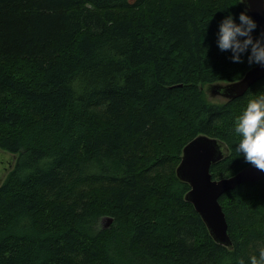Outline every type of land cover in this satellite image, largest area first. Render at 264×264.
I'll return each mask as SVG.
<instances>
[{"label":"trees","instance_id":"1","mask_svg":"<svg viewBox=\"0 0 264 264\" xmlns=\"http://www.w3.org/2000/svg\"><path fill=\"white\" fill-rule=\"evenodd\" d=\"M243 10L239 0H0V150L16 156L0 184V264H248L258 254L264 178L219 198L224 246L176 175L200 135L225 151L212 179L249 165L234 122L264 77L223 103L204 93L256 65L250 50L235 63L217 46L220 22L239 23Z\"/></svg>","mask_w":264,"mask_h":264},{"label":"water","instance_id":"2","mask_svg":"<svg viewBox=\"0 0 264 264\" xmlns=\"http://www.w3.org/2000/svg\"><path fill=\"white\" fill-rule=\"evenodd\" d=\"M262 4H264V0H250L247 12L255 21L260 34H264V7ZM242 5L245 8V4ZM263 77L264 66L256 64L241 79L225 86L213 87L212 94L217 93L229 100L234 99L243 95ZM222 158V147L217 140L205 135L197 136L183 148L176 175L189 185L190 190L186 199L201 217L209 235L216 243L230 246L227 222L219 204V198L240 184L263 179L264 172L249 164L229 178L212 179L210 168Z\"/></svg>","mask_w":264,"mask_h":264},{"label":"clouds","instance_id":"3","mask_svg":"<svg viewBox=\"0 0 264 264\" xmlns=\"http://www.w3.org/2000/svg\"><path fill=\"white\" fill-rule=\"evenodd\" d=\"M249 2L239 0L240 4H245L238 17L239 23L234 22L231 15L220 22L217 46L221 51H230L235 63H242V54L250 50L247 57L249 65L264 66V34L253 39L252 32L257 25L246 14ZM234 133L239 136L236 147L239 156L243 155L246 163L264 172V92L248 100L242 113L235 119ZM238 264H245V260L241 258ZM248 264H264V247L259 248L258 254L249 257Z\"/></svg>","mask_w":264,"mask_h":264},{"label":"rangeland","instance_id":"4","mask_svg":"<svg viewBox=\"0 0 264 264\" xmlns=\"http://www.w3.org/2000/svg\"><path fill=\"white\" fill-rule=\"evenodd\" d=\"M226 84L224 83H215L211 85H206L204 87V93L205 96L207 97L208 101L212 103H223L224 101H227L228 99L223 97L220 94H212V89L215 86H224ZM223 153L225 152L224 149H222ZM16 156L9 154L7 152H4L0 150V184L3 182L5 179L7 173L11 170V168L14 165Z\"/></svg>","mask_w":264,"mask_h":264},{"label":"bare ground","instance_id":"5","mask_svg":"<svg viewBox=\"0 0 264 264\" xmlns=\"http://www.w3.org/2000/svg\"><path fill=\"white\" fill-rule=\"evenodd\" d=\"M253 67H254V66H253ZM250 69H251V68H250ZM250 69H249V70H250ZM246 72H247V71H246ZM234 82H235V81H234ZM231 83H232V82H231ZM228 84H229V83H228ZM224 86H225V85H224ZM228 100H229V99H228ZM207 137H208V136H207ZM195 138H196V137H195ZM210 138H211V137H210ZM213 139H214V138H213ZM192 140H193V139H192ZM192 140H191V141H192ZM215 140H216V139H215ZM188 143H189V142H188ZM188 143H187V144H188ZM187 144H186V145H187ZM221 147H222V146H221ZM230 177H231V176H230ZM226 178H229V177H226ZM255 181H259V180H255ZM255 181H252V182H255ZM188 192H189V191H188ZM188 192H187V193H188ZM186 195H187V194H186ZM108 221H110V220H108ZM227 234H228V232H227Z\"/></svg>","mask_w":264,"mask_h":264}]
</instances>
